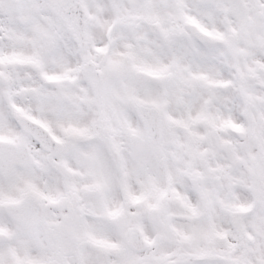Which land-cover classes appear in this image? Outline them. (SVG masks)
<instances>
[{"label":"clouds","instance_id":"clouds-1","mask_svg":"<svg viewBox=\"0 0 264 264\" xmlns=\"http://www.w3.org/2000/svg\"><path fill=\"white\" fill-rule=\"evenodd\" d=\"M0 264H264V0H0Z\"/></svg>","mask_w":264,"mask_h":264}]
</instances>
